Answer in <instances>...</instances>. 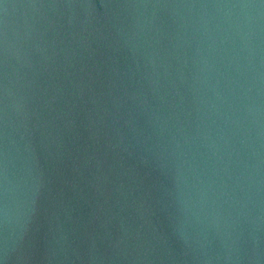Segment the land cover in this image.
Masks as SVG:
<instances>
[{
  "label": "water",
  "instance_id": "obj_1",
  "mask_svg": "<svg viewBox=\"0 0 264 264\" xmlns=\"http://www.w3.org/2000/svg\"><path fill=\"white\" fill-rule=\"evenodd\" d=\"M0 264H264V0H0Z\"/></svg>",
  "mask_w": 264,
  "mask_h": 264
}]
</instances>
